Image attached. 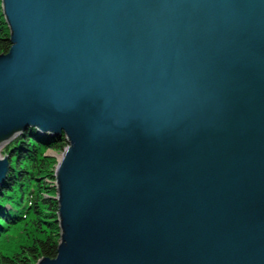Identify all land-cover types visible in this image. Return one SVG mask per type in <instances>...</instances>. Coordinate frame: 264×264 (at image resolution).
I'll return each mask as SVG.
<instances>
[{
  "label": "water",
  "instance_id": "1",
  "mask_svg": "<svg viewBox=\"0 0 264 264\" xmlns=\"http://www.w3.org/2000/svg\"><path fill=\"white\" fill-rule=\"evenodd\" d=\"M8 143L64 135L54 258L264 264V0H0Z\"/></svg>",
  "mask_w": 264,
  "mask_h": 264
},
{
  "label": "trees",
  "instance_id": "2",
  "mask_svg": "<svg viewBox=\"0 0 264 264\" xmlns=\"http://www.w3.org/2000/svg\"><path fill=\"white\" fill-rule=\"evenodd\" d=\"M8 29L0 8V54L7 53ZM64 135L28 128L9 144V171L0 184V264H32L57 253V202L48 150L65 145Z\"/></svg>",
  "mask_w": 264,
  "mask_h": 264
},
{
  "label": "rangeland",
  "instance_id": "3",
  "mask_svg": "<svg viewBox=\"0 0 264 264\" xmlns=\"http://www.w3.org/2000/svg\"><path fill=\"white\" fill-rule=\"evenodd\" d=\"M64 138V143H65V145L63 146V148L62 149H59L58 151L56 150V151H52V150H48V154L49 155H51V156H53L54 157V159L56 160V164H57V156L64 150V148L67 146V142H66V140H65V137H63ZM56 164L54 165V168H55V166H56ZM57 233H58V241H59V231L57 230ZM36 262L37 261H34L32 264H36Z\"/></svg>",
  "mask_w": 264,
  "mask_h": 264
},
{
  "label": "flooded vegetation",
  "instance_id": "4",
  "mask_svg": "<svg viewBox=\"0 0 264 264\" xmlns=\"http://www.w3.org/2000/svg\"><path fill=\"white\" fill-rule=\"evenodd\" d=\"M9 143H10V142H9ZM9 143H8V144H9ZM7 162H8V165H9V157H8V156H7ZM53 173H54V170H53ZM53 173H52V179H55Z\"/></svg>",
  "mask_w": 264,
  "mask_h": 264
},
{
  "label": "bare ground",
  "instance_id": "5",
  "mask_svg": "<svg viewBox=\"0 0 264 264\" xmlns=\"http://www.w3.org/2000/svg\"><path fill=\"white\" fill-rule=\"evenodd\" d=\"M5 180V179H4Z\"/></svg>",
  "mask_w": 264,
  "mask_h": 264
}]
</instances>
